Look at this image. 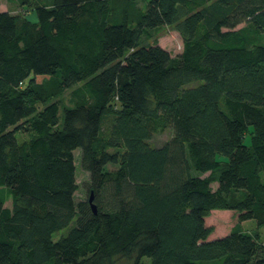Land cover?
I'll return each instance as SVG.
<instances>
[{"label": "trees", "instance_id": "1", "mask_svg": "<svg viewBox=\"0 0 264 264\" xmlns=\"http://www.w3.org/2000/svg\"><path fill=\"white\" fill-rule=\"evenodd\" d=\"M7 1L37 21L0 10V264H264V0ZM213 209L256 230L208 239Z\"/></svg>", "mask_w": 264, "mask_h": 264}, {"label": "rangeland", "instance_id": "2", "mask_svg": "<svg viewBox=\"0 0 264 264\" xmlns=\"http://www.w3.org/2000/svg\"><path fill=\"white\" fill-rule=\"evenodd\" d=\"M39 1V0H38ZM138 6L141 9H145L146 7V0H138L137 1ZM123 3L119 2L114 9L115 12L119 11L120 8H122ZM33 4L29 3L28 5H20L16 1H7V0H0V9L8 10L12 13H20L24 14L30 21L36 22L37 21V15L35 10H32ZM128 15L133 13L132 10H127ZM243 25V24H240ZM152 37L149 38L146 42L152 43L157 42L160 46L167 49L170 53V55L173 57L177 55L182 48V40L179 35V33L172 27V26H161L157 29H154L152 31ZM72 88L64 90L60 95L55 96L53 99H56L60 105V108L72 106L75 102V99L73 97ZM41 103L39 102H31L29 105V115H34L38 109L41 108ZM62 109L59 111V118L60 121L62 119ZM110 117H106L103 121L102 125V132L103 135L106 134L109 128L110 124ZM249 128H252V126H249ZM171 130L169 128L165 129H159L155 131L151 138L150 143L153 146H159L162 143H164L167 139L171 136ZM31 132L26 131H20L17 132L19 140L28 138ZM244 143L246 145L250 144V135L246 131L244 136ZM79 152L80 149L77 148L74 150V157H75V163H76V171H75V182L77 184V189L74 193L75 199L77 200H85L89 197L90 189H89V174L87 171H85L80 163H79ZM224 160H227V157L224 155H220ZM208 172L204 173L203 175H207ZM217 185L216 182H212L211 186L215 188ZM6 205H10V202L7 201ZM205 224L207 226L211 227V233L208 236V239H213L217 237H221L226 235L231 229L239 226L241 229L253 232L256 230L255 223L252 220H246L239 222L238 220V214L234 210H228V209H213L209 212V214L205 217ZM71 225H73V221L70 222V224L65 227L64 229L56 232L53 234V239H58L59 236L66 234L68 230L70 229ZM260 232V238L259 241L264 240V228L258 229ZM147 262L149 261V258H144Z\"/></svg>", "mask_w": 264, "mask_h": 264}, {"label": "water", "instance_id": "3", "mask_svg": "<svg viewBox=\"0 0 264 264\" xmlns=\"http://www.w3.org/2000/svg\"><path fill=\"white\" fill-rule=\"evenodd\" d=\"M88 201L90 203V207L92 208V211L93 212H96V207L95 205L92 203V194H90L89 198H88Z\"/></svg>", "mask_w": 264, "mask_h": 264}, {"label": "crops", "instance_id": "4", "mask_svg": "<svg viewBox=\"0 0 264 264\" xmlns=\"http://www.w3.org/2000/svg\"><path fill=\"white\" fill-rule=\"evenodd\" d=\"M0 10H3V9H0Z\"/></svg>", "mask_w": 264, "mask_h": 264}]
</instances>
